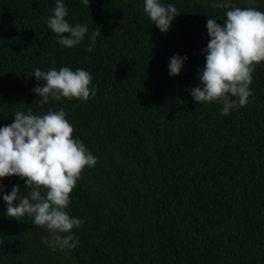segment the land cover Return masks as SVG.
Instances as JSON below:
<instances>
[{
  "label": "trees",
  "instance_id": "trees-1",
  "mask_svg": "<svg viewBox=\"0 0 264 264\" xmlns=\"http://www.w3.org/2000/svg\"><path fill=\"white\" fill-rule=\"evenodd\" d=\"M160 2L180 12L167 33L144 0H63L65 19L88 26L66 48L47 26L56 0H0V127L17 111L63 108L97 157L66 209L84 221L72 230L75 248L53 250L31 217H8L3 195L31 189L19 176L0 180V264H264V62L246 106L221 115L222 105L195 102L188 89L206 62L207 20L222 24L225 10L213 0ZM254 6L264 11V0ZM176 54L188 59L171 76ZM65 66L88 71L96 94L41 105L32 89L42 82L29 73Z\"/></svg>",
  "mask_w": 264,
  "mask_h": 264
},
{
  "label": "clouds",
  "instance_id": "clouds-1",
  "mask_svg": "<svg viewBox=\"0 0 264 264\" xmlns=\"http://www.w3.org/2000/svg\"><path fill=\"white\" fill-rule=\"evenodd\" d=\"M81 2L86 7L90 5V0ZM247 2L253 6L242 8L235 0H213L215 6L225 10L226 18L222 24L210 17L207 20L210 39L202 50L206 62L198 69L199 85L188 89L197 103L222 105L221 115L248 104L253 95L249 87L252 74L264 62V11L254 6L255 0ZM144 11L162 33H167L180 13L173 4L165 6L160 0H144ZM67 15L63 0H56L47 26L57 35L58 44L72 48L84 39L88 26L71 25L65 19ZM99 35V31L92 33L89 52ZM187 59L179 54L172 56L169 75H178ZM29 74L42 82L32 89L42 98L41 105L50 98L86 102L96 94L95 88L90 87L92 76L83 68L75 71L67 66L48 71L36 68ZM66 115L63 108H49L43 115H35L29 108L27 114L15 112L14 121L0 127V180L19 176L25 181V189H31L28 195H23L20 186L14 185L10 193L3 195L6 215L18 221L25 215L31 217L33 225L47 229L49 236L43 240L53 250L75 248L79 244L72 230L81 228L84 221L70 216L66 209L84 169L97 163V157L78 137L74 138L75 129ZM3 190L0 183V192ZM2 245L4 240H0Z\"/></svg>",
  "mask_w": 264,
  "mask_h": 264
}]
</instances>
